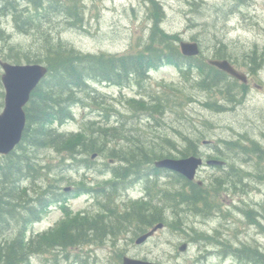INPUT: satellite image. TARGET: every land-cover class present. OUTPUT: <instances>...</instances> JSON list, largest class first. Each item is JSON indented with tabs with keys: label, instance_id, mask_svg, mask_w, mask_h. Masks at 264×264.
Listing matches in <instances>:
<instances>
[{
	"label": "rangeland",
	"instance_id": "obj_1",
	"mask_svg": "<svg viewBox=\"0 0 264 264\" xmlns=\"http://www.w3.org/2000/svg\"><path fill=\"white\" fill-rule=\"evenodd\" d=\"M77 1L84 8L83 27L70 26L60 15H47L44 8L40 9L29 0L21 2L23 6L17 14L40 15L38 27L31 25L26 28L22 25L19 28L14 15L1 13L0 25L3 30L0 32V61L6 60L12 53L11 49H14V56L24 52L36 54L45 44L42 39L46 38L54 42L61 41L68 47L91 54L124 55L131 50L141 49L147 43L153 27V9L145 0ZM47 2L48 0H43L42 6H46ZM156 2L163 12L161 27L167 33L177 34L180 42H197L202 51L198 59L208 61L223 53L231 58L238 70L248 76L247 94L242 97L243 100L232 107L229 105L230 109L225 112L211 110L205 103L213 100L214 95L198 88L195 79L188 74L184 75L177 66L165 65L151 73L149 80L142 85L143 89L94 84L92 89L95 99L76 107L75 119L59 126V130L66 133L78 132L87 122L113 124L117 119L122 121L124 116L126 135L132 133L152 148L156 147L166 155L171 153L172 158H181V151L188 146L187 140L194 141L206 158L216 156V147L223 146L222 141L238 139L241 134L259 141L264 147V0ZM43 12L46 14L43 15ZM255 53L261 64L256 72L248 66V55ZM2 74L0 67V113L4 104ZM167 94L173 96L170 98ZM159 95L166 99L163 106L158 110L154 109L153 113L150 110L137 114L128 112L127 109L131 110L129 98L145 97L150 101V97L156 101ZM215 99L222 100V95L216 94ZM154 105L158 107V103ZM115 110L122 114L115 117ZM129 138L133 141L132 136ZM166 138L171 139V145L164 144L163 139ZM203 140L213 143L203 145ZM35 155L46 169L41 177L24 181L25 188L33 194L45 191L46 187L55 184L59 185L55 191H60L61 187L62 190L69 186L79 188L82 182L91 185L99 182L104 185L110 179L111 174L105 168L107 161L101 156L93 161L89 170L76 161L69 160L67 154L56 150H43L35 152ZM226 157L242 163L236 153H228ZM8 158L0 157V163ZM243 165L250 172L253 163ZM222 174L221 169L203 168L199 171L197 180L204 181L207 188ZM256 175L254 170L244 181H251L245 192L231 190L216 194L212 191V196L215 199L217 197L219 202L216 201L217 206L207 215L193 212L184 203L172 208L169 202L165 204L162 201L170 192L187 190L184 181L173 172L164 171L151 180L133 176V182L126 180L118 185L117 193L112 198L99 192L87 194L84 191L73 196L74 192L71 197L66 196L65 204L74 213L83 212L88 215L103 213V204L107 205L109 202L114 209L122 211L132 201L142 200L145 196V202L165 207V226L139 245L136 240L144 233L139 231L137 223H130L122 233L108 236L102 243L96 240L91 245L64 251L53 249L51 252L35 255L32 264H122L124 256L157 264H253L240 259L234 250L249 246L264 252V182L255 181ZM55 179L64 180L57 183ZM248 212L252 215L249 216ZM65 217L64 208L58 203L53 204L39 223L27 228V237L31 239L54 232ZM175 221L182 222L186 231L172 226ZM11 224V227L3 229L7 232L0 233L1 237H10L17 232L16 223ZM191 229L209 235L210 240L198 241ZM220 241L222 245H218ZM185 244L186 249L181 251L180 248Z\"/></svg>",
	"mask_w": 264,
	"mask_h": 264
},
{
	"label": "trees",
	"instance_id": "obj_2",
	"mask_svg": "<svg viewBox=\"0 0 264 264\" xmlns=\"http://www.w3.org/2000/svg\"><path fill=\"white\" fill-rule=\"evenodd\" d=\"M29 2L40 9L44 8L47 15L62 16L72 27L84 26V8L77 0H48L46 6H42L43 0H29ZM146 2L153 9V27L147 43L141 49L131 50L125 55L91 54L68 47L61 41L54 42L46 38L42 39L45 44L36 54L24 52L22 55L14 56V49H11L12 53L6 57L5 61L14 64L23 62L44 64L49 72L33 92L29 105L25 109L27 127L22 143L7 160L0 163L2 178L0 181V233L7 232L4 230L8 226L11 227L13 222L18 227L13 236H0V264H32L35 255L51 252L53 249L64 251L72 247L93 244L109 234L119 235L130 223H137L139 231L145 233L159 223L165 222L164 206L151 205L150 202L139 200L127 205L123 212L114 209L109 202L107 205L103 204V213L84 216L82 213H74L63 205L66 217L54 232H47L43 236L31 239L27 237V228L40 221L55 196H60L61 201L66 200L63 198V193L53 195L52 199L50 195L47 197L37 192L31 194L28 188H24V178L35 179L45 173L46 167L37 160L35 152L56 150L58 153L67 154L69 160L76 161L86 168H92V157L95 154L114 160L117 163L115 166L106 163L116 180L108 184L113 194L118 190L120 180L136 175L149 177V172L157 174L158 170L153 166L154 162L164 157H173L171 153L166 155L156 147L152 148L132 133L126 135L124 116L122 121L117 119V122L113 124L99 125L98 122H87L80 131L73 133L61 132L56 128L55 125L62 126L75 119L76 107H81L90 99H95L92 89L94 84L108 83L113 86H132L143 89L142 85L144 86V83L149 80L151 72L165 65H173L177 66L184 75L188 74L190 78H194L198 88L214 95L213 100L205 103V106L211 110L228 111L229 105L231 107L236 105L247 94L246 85L210 65L208 61L198 57H185L177 45L181 40L180 37L177 34L167 33L161 27L163 12L159 3L156 0H146ZM4 7L9 8L5 13H12L15 16L19 28L22 25L26 28L31 25L37 26L40 15L36 13L19 15L16 12L18 7L12 3ZM45 14L46 12H43V15ZM257 55L256 53L248 55L250 59L248 66L254 72L261 67ZM213 59L228 60L233 64L231 58L223 53ZM216 94H221L222 100H216ZM167 96L170 97L173 94H167ZM148 98L150 101L145 97L140 100L137 98L128 100L131 108L128 112L137 114L140 111L150 110L153 113L154 109L158 110L163 106L166 99L160 95L156 101ZM154 103H158V107H155ZM114 112L115 117L121 113L117 110ZM130 136L133 141L129 140ZM187 141L188 146L181 151V157L198 155V148L194 141ZM163 142L167 145L172 144L170 138L163 139ZM222 144L223 146L216 150L218 159L229 160L223 174L215 178L207 188L205 185L201 187L185 180L187 190L166 194L163 200L165 204L169 202L172 208H177L184 203L193 212L207 215L211 214L217 206L216 201L219 202L217 197L215 199V196H212V191L216 194L231 190L245 192L251 181H244L254 170L257 174L254 180L264 182V147L259 141L241 134L238 139L222 141ZM228 153L238 154L242 163L231 161L226 157ZM251 162L253 166L249 172L243 164ZM54 186L59 187L56 184ZM81 190H88L84 183L81 185ZM49 192L50 189H47L44 193ZM249 212L248 215L251 216ZM257 223L261 226L260 222ZM172 226L186 231L182 222L175 221ZM191 231L197 235L198 241L210 240V236L205 233H199L195 229ZM218 245H222V242H218ZM234 253L249 263L264 264V252L259 248L244 246L236 248Z\"/></svg>",
	"mask_w": 264,
	"mask_h": 264
},
{
	"label": "water",
	"instance_id": "obj_3",
	"mask_svg": "<svg viewBox=\"0 0 264 264\" xmlns=\"http://www.w3.org/2000/svg\"><path fill=\"white\" fill-rule=\"evenodd\" d=\"M181 52L184 56L194 57L201 53L197 42H181ZM212 66L231 75L233 78L247 83V75L235 69L227 60H211ZM4 71L2 83L5 88V106L0 115V154L8 155L21 142L26 127L25 106L29 103L32 92L37 88L48 70L40 64L14 65L2 62ZM96 155H94L95 158ZM209 166H223L225 163L219 160H209ZM203 165V159L191 156L184 159H162L156 162L159 169H166L177 172L190 181H194L198 170ZM202 185V181L199 182ZM164 227L159 224L150 232L141 236L137 244H142L151 238L158 230ZM187 245H183L180 250L184 251ZM124 264H156L137 259L125 257Z\"/></svg>",
	"mask_w": 264,
	"mask_h": 264
},
{
	"label": "flooded vegetation",
	"instance_id": "obj_4",
	"mask_svg": "<svg viewBox=\"0 0 264 264\" xmlns=\"http://www.w3.org/2000/svg\"><path fill=\"white\" fill-rule=\"evenodd\" d=\"M2 9H3V8L0 7V10H2ZM203 145H205V144H204V141H203ZM207 145H210V144H207ZM199 152H200V151H199ZM203 156H204V155H203ZM204 158L206 159V157H204ZM162 172H164V171H162ZM162 172H161V173H162ZM159 175H160V174H159ZM74 189H75V188H73V189L70 190V191H71V192H74V191H75ZM104 237H105V236H104Z\"/></svg>",
	"mask_w": 264,
	"mask_h": 264
}]
</instances>
